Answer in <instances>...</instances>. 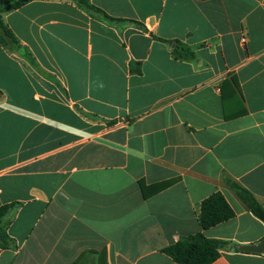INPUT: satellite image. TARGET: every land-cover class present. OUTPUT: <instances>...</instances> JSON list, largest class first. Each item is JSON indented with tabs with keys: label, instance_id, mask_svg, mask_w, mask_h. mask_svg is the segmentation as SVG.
<instances>
[{
	"label": "crops",
	"instance_id": "0c3cea01",
	"mask_svg": "<svg viewBox=\"0 0 264 264\" xmlns=\"http://www.w3.org/2000/svg\"><path fill=\"white\" fill-rule=\"evenodd\" d=\"M90 4L118 21L74 0L0 14L39 69L0 46V207L19 204L16 249L0 264H176L162 250L201 232L214 193L235 216L206 238L264 242L228 186L264 207V0ZM139 181L173 183L144 198ZM212 264H264V253L225 248Z\"/></svg>",
	"mask_w": 264,
	"mask_h": 264
},
{
	"label": "trees",
	"instance_id": "16d2710c",
	"mask_svg": "<svg viewBox=\"0 0 264 264\" xmlns=\"http://www.w3.org/2000/svg\"><path fill=\"white\" fill-rule=\"evenodd\" d=\"M30 1L32 0H17L7 8H0V14L2 13V10L8 11L18 9ZM74 1L79 8L86 10L90 14H97L108 22L118 21L110 18L103 11L92 6L90 4V0ZM172 44H174V53L178 58L188 59L193 57V52L186 45L179 42H172ZM0 46L10 51L17 57L25 59L33 69L39 71L38 66L31 57V54L24 46L19 43L9 28L2 22L1 16ZM228 83L226 82V84ZM230 84H232L233 88H236V82L234 78L230 80ZM233 88L231 89L233 90ZM242 115H246V111L243 108L239 113H237V115L233 117L226 115L225 118L230 119ZM138 183L143 197L147 198L168 188L170 185H172L173 181L158 183L148 188L144 186L142 181H139ZM228 186L234 190L235 194L242 201V203H244L248 211L264 223V207L258 203L254 196L249 191L230 181H228ZM18 207V203L7 204L0 207V250L16 249V243L14 239L8 235L7 231L12 221L10 216L18 209ZM234 216L235 214L233 210L222 194L214 193L203 200L200 204L198 222L201 232L186 237H180L174 244L164 248L162 252L176 264H212L219 258L220 250L225 248L231 249L235 252L244 253L236 246L229 248L228 242L209 239L203 234V231L226 222L232 219ZM74 264H96V261L92 254H87L85 256H81ZM98 264L104 263L99 262Z\"/></svg>",
	"mask_w": 264,
	"mask_h": 264
},
{
	"label": "water",
	"instance_id": "95a60500",
	"mask_svg": "<svg viewBox=\"0 0 264 264\" xmlns=\"http://www.w3.org/2000/svg\"><path fill=\"white\" fill-rule=\"evenodd\" d=\"M238 249L245 253L263 254L264 253V242H259L257 244H252V245H242V246H239Z\"/></svg>",
	"mask_w": 264,
	"mask_h": 264
},
{
	"label": "rangeland",
	"instance_id": "374dc122",
	"mask_svg": "<svg viewBox=\"0 0 264 264\" xmlns=\"http://www.w3.org/2000/svg\"><path fill=\"white\" fill-rule=\"evenodd\" d=\"M17 0H0V8L4 9L11 6Z\"/></svg>",
	"mask_w": 264,
	"mask_h": 264
}]
</instances>
